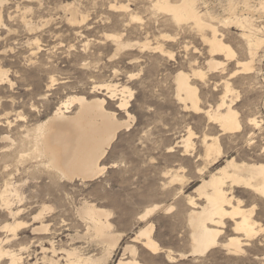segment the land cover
<instances>
[{
  "label": "rangeland",
  "instance_id": "1",
  "mask_svg": "<svg viewBox=\"0 0 264 264\" xmlns=\"http://www.w3.org/2000/svg\"><path fill=\"white\" fill-rule=\"evenodd\" d=\"M2 1L0 67L9 72L12 83H0V119L7 117L14 126L11 129L16 126L23 132L47 119L63 102L83 96L88 100L105 99L107 111L115 112L122 123L130 122V129L118 133L100 162L107 169L96 180L55 178L37 170L36 162L22 163L24 228L21 240L10 245L20 253L23 259L20 264H47L42 262L43 249L50 250L46 255L52 257L53 246L62 264L66 257L63 250H76L85 257H105L108 244L96 238L89 222L79 216L78 209L84 203L109 211V232L121 236L118 248L106 264H119L123 258L130 259V254L124 255L128 245L136 247V259L141 264H184L185 261L199 264V259L190 254L189 198L203 204L196 191L202 178H208L232 158H238V163H264V45L253 60L252 72H242L243 66L238 63L251 59L241 29L232 24L237 13V16L250 13L243 10L244 0H232L238 7L236 14L227 11L230 0H204L206 4L200 1L201 10L210 9L218 17L215 25L223 35L221 38L235 52L232 59L222 54L214 56L216 61L226 65L224 71L219 68L210 72L207 71L211 58L209 45L196 31L189 27L179 28L171 23L169 15L154 10L152 0ZM253 1L255 10L251 16L254 15L258 37L264 39V14L257 11L259 0ZM113 3L129 5L131 12L142 20L134 22L125 11H111L110 4ZM24 17L27 24L23 22ZM225 19L231 22H219ZM204 33L211 37L210 30ZM112 35L122 36L123 42L132 43V47L118 49ZM145 44L148 47H144ZM159 46L162 49L155 51ZM194 70H201L206 76L203 79L195 77ZM181 71L188 74L191 84L198 88L202 112L193 110L189 104L186 108L177 97L176 77ZM226 82L232 88L228 94ZM102 85L115 88L116 96L110 99ZM124 88L133 94L128 98L130 107L127 111L117 108ZM225 95L228 104L233 101V108L239 113L240 132L223 133L206 114L215 110ZM78 108L79 105L74 103L67 115L74 116ZM252 119L262 126L251 124ZM4 122H0V136L9 130ZM190 133L192 142L187 149L183 142ZM216 136L222 145L221 157L215 154L208 157L204 140ZM249 136L253 137L250 139ZM117 159H120V168L113 167ZM247 192L237 189L234 195L244 202L246 209L258 205L255 219L264 226V205L253 193ZM155 204L178 211L173 215L161 210L142 221L140 216ZM45 206L52 210L45 211ZM40 213L42 217L35 219ZM228 222L223 229L225 234L220 236L221 242L239 236L234 233L233 223ZM147 223L154 224V238L164 249L156 255L148 252L141 242L132 241ZM42 224L49 226L47 232L38 231ZM248 243L245 244L250 247H244L249 252L247 255L233 256L217 247L211 249L213 259L217 264H229L230 259L252 264L264 256V242L258 237ZM170 252L175 258L173 263L168 260ZM181 254L184 255L182 258ZM5 260L3 263L9 264Z\"/></svg>",
  "mask_w": 264,
  "mask_h": 264
},
{
  "label": "bare ground",
  "instance_id": "2",
  "mask_svg": "<svg viewBox=\"0 0 264 264\" xmlns=\"http://www.w3.org/2000/svg\"><path fill=\"white\" fill-rule=\"evenodd\" d=\"M25 1L27 2V0ZM200 1L204 0H152L151 7L160 13L163 12L169 15L171 23H174L177 27H189L190 30L196 31L210 48L209 55H211V58L208 61L207 66L209 70L207 71L210 72L218 70L219 68H223L224 71V66L226 64H224V62L216 61L214 56L222 54L227 59H232L235 57V52L233 48L221 38L223 35L218 26L215 25V21L218 20V17H216L214 13L213 15L209 11L210 9L206 11L204 10L205 12L201 10L202 6ZM252 1L253 0H244L243 10L250 12L247 15L241 14L237 16L238 13L236 14L235 11H238V7L232 3V0H230V6H228L229 9L227 8V11L236 14V16L232 18V24H235L241 29L242 39L246 42L249 50L251 60L249 62L245 61L246 63H238L243 66L242 72L245 73L252 72L254 67L252 65L253 60L258 54L259 48L264 45V39L258 37L259 35L256 33L257 29L254 24V15L251 16V13L255 10V7L254 9L252 8ZM203 4H206L205 1ZM0 5H3L2 0H0ZM30 5L31 4H29V6ZM39 6L40 5H38V7ZM257 6V11L264 14V0H259ZM68 8L69 7H67V10ZM203 9L205 8L203 7ZM110 10L118 13L119 11L117 10L125 11L128 13L130 20L134 22H140L142 20L139 15L131 12L129 5H118V3H113L110 4ZM73 11L75 10L73 9ZM25 17L23 18V22L26 23ZM1 18L2 16L0 13V19ZM78 18L79 17H77V19ZM228 20L230 19H225L224 21L219 20V22L229 24L231 21L228 22ZM18 21L20 22V20ZM206 30H210V38L204 33ZM163 37L173 38L166 35H163ZM112 39L116 43V47L120 50L130 46L132 47L133 45L132 43L123 42L122 36L112 35ZM144 47H148V44H145ZM157 49L162 48L159 46L155 51ZM162 51L163 50L160 52L162 53ZM8 74L9 72L7 70L0 67V83H12ZM193 75L203 79L206 76V73L201 70H194ZM229 82H226L225 84L227 94L232 92ZM176 83L177 97L185 104L186 108L188 107L187 104H189L191 106L190 108L193 110L197 112L201 111L199 106L200 99L198 96V88L191 84L190 76L181 71L179 74L177 73ZM102 86H105L107 89L108 94H110V99L111 97L116 96V89L111 85ZM126 93L129 94L128 97L125 96ZM132 96V92L127 88H124L122 91V98L117 103V108L121 111H127L130 107V101L128 98H132ZM227 97L228 96L225 95L217 108H215V110L207 111L206 114L209 117V121L218 124L223 133L240 132L242 124L241 121H239V113L233 108V101L228 104ZM74 103L79 105L78 111L74 116L67 115L70 113L69 109H71ZM106 104L105 99L93 98L88 100L83 96L72 98L58 106L47 119L35 125L33 128H26L23 132L22 129L19 127L16 128V126L14 130L11 129L14 126L7 117L0 119V122L5 121L4 126L9 129L7 130L8 133L0 136V264H4L3 260L5 259L8 260L9 264H20L21 260H23L20 257V253H17L10 247L11 244L15 242L17 243L21 240L20 236L22 234V228H24V223H22V163L31 161L36 162L38 164L36 166L37 170L44 171L50 176H55V178L57 176V178L59 177L60 179H67L69 181H74L75 179L81 181H93L101 177L105 173L107 167L101 166L100 162L106 157L108 150L116 140L118 133L122 129H128L130 126V122H120L116 118L115 112L107 111L105 108ZM252 121H256L258 124L256 119H252L251 124H253ZM253 125L256 126V124ZM13 133H15V135ZM191 137L192 134L190 133L189 137H187L185 141L183 140V144L186 145L185 147L187 149L191 147ZM251 137L249 136L250 139ZM204 144L208 157L214 154L221 157L222 145L220 146L219 144V136L211 139L205 138ZM257 156H259V154ZM235 158L226 161L225 165L218 168L214 173H211L208 178H202L203 181L196 191L198 192L200 199L203 200V204H198V202H196L198 199L195 200L194 198H189L190 214L188 213L187 224L191 238L190 254L192 255L201 249L211 250L217 247H222L233 256L247 255L249 252H246L244 247L246 246L249 248L250 246H247L249 244L248 242H252L255 239L257 240L259 237L256 236L253 239L249 236V232H259L261 229H264V226L255 219L257 211L259 210L258 205L246 209L243 207L244 202L234 195V192L237 189L248 191L253 193L255 195L254 197H257L264 205V163H238V161H236L238 158ZM258 160H260V158H258ZM98 171L102 174L97 175ZM44 208L45 211L52 210L51 207L48 206H45ZM169 208L173 209V207H162L155 204L154 207L147 209L140 218L143 216L144 219H142V221L146 220L156 212L161 210L168 211ZM42 213H40L35 219H40ZM78 213L82 220L89 222L88 224L92 227L93 235L108 244V249L106 251V256L102 258L85 257L77 253L76 250H63L66 256L65 264L108 263V260L118 248L121 240V236H115L109 232L111 228V223L108 219L110 212L95 205L84 203L78 209ZM228 221L233 223L234 233L239 236H233L227 241L221 242L220 236L225 234L223 229H226L225 227ZM48 230L49 226L43 224L41 228L38 229V231L43 232H47ZM154 231V224L147 223L144 228L140 229V233L133 238L132 241L135 243L141 242L142 246L153 255L161 253L164 249H162L155 240ZM244 242H247L248 244H245ZM237 248L240 249L242 255L236 254ZM248 250L250 249H247V251ZM51 251L53 255L52 257H49L46 253L50 252V250L43 249L44 257L42 262L47 264H62L60 262L61 260L56 257L58 252L54 246ZM126 254H130L131 258L127 260L123 258L120 260L119 264H141L136 259L137 249L134 245H128L125 248L124 255ZM171 254L172 253L170 252L167 255L170 263L175 261V258H173ZM183 256L184 255L181 254L180 258ZM35 264H38V262H35Z\"/></svg>",
  "mask_w": 264,
  "mask_h": 264
},
{
  "label": "snow or ice",
  "instance_id": "3",
  "mask_svg": "<svg viewBox=\"0 0 264 264\" xmlns=\"http://www.w3.org/2000/svg\"><path fill=\"white\" fill-rule=\"evenodd\" d=\"M253 124H256V127H261V124H257L256 121H252ZM145 143H147V141H145ZM137 151H139V149H137ZM169 151H171V149H169ZM114 168H120L121 167V163H120V159H117L116 164L113 165ZM102 173H100L99 171L97 172V175H101ZM158 202V201H156ZM178 210L176 209H172L169 208L168 212L172 213L173 215H176ZM141 219H144V217L142 216ZM249 236L252 237L253 239L256 236H259V239L264 242V229H261L259 232H249ZM236 254H241L240 249L237 248L236 249ZM194 257H196L197 259H199V264H217V261L215 259H213V253L211 250H206V249H201L200 251L196 252L193 254ZM184 264H188L187 261L184 262ZM229 264H248L247 261H232L231 259L229 260ZM252 264H264V256L260 257L257 261H253Z\"/></svg>",
  "mask_w": 264,
  "mask_h": 264
}]
</instances>
